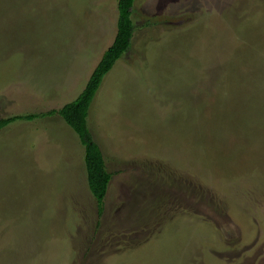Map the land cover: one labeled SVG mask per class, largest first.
I'll return each mask as SVG.
<instances>
[{"label": "rangeland", "instance_id": "1", "mask_svg": "<svg viewBox=\"0 0 264 264\" xmlns=\"http://www.w3.org/2000/svg\"><path fill=\"white\" fill-rule=\"evenodd\" d=\"M87 126L101 215L57 115L0 129V264H264V0H135ZM116 0H0V118L72 101Z\"/></svg>", "mask_w": 264, "mask_h": 264}, {"label": "trees", "instance_id": "2", "mask_svg": "<svg viewBox=\"0 0 264 264\" xmlns=\"http://www.w3.org/2000/svg\"><path fill=\"white\" fill-rule=\"evenodd\" d=\"M134 1L116 0L117 20L113 40L103 51L84 87L72 101L65 103L56 110H50L45 113H27L0 118V129H3L18 119L31 121L38 117L57 114L74 131L84 148L87 187L96 202L98 216L103 212L104 198L111 174L106 170L102 152L89 132L87 126L88 109L103 77L130 48L134 33V24L131 17Z\"/></svg>", "mask_w": 264, "mask_h": 264}, {"label": "crops", "instance_id": "3", "mask_svg": "<svg viewBox=\"0 0 264 264\" xmlns=\"http://www.w3.org/2000/svg\"><path fill=\"white\" fill-rule=\"evenodd\" d=\"M81 144V143H80ZM84 149V148H83ZM85 167V166H84Z\"/></svg>", "mask_w": 264, "mask_h": 264}]
</instances>
